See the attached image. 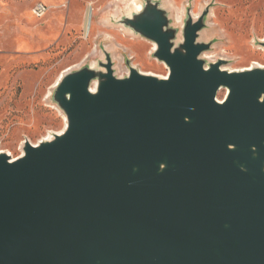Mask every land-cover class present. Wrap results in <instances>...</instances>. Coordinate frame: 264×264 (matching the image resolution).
I'll return each instance as SVG.
<instances>
[{"label": "water", "instance_id": "water-1", "mask_svg": "<svg viewBox=\"0 0 264 264\" xmlns=\"http://www.w3.org/2000/svg\"><path fill=\"white\" fill-rule=\"evenodd\" d=\"M140 2L117 23L168 76L118 78L104 51L59 79L63 132L0 153V264H264V68L202 59L209 6L177 42Z\"/></svg>", "mask_w": 264, "mask_h": 264}, {"label": "rangeland", "instance_id": "rangeland-1", "mask_svg": "<svg viewBox=\"0 0 264 264\" xmlns=\"http://www.w3.org/2000/svg\"><path fill=\"white\" fill-rule=\"evenodd\" d=\"M141 0H0V153L19 158L26 142L37 145L63 132L64 113L52 100L55 84L66 72L96 66L109 52L118 78L129 65L142 74L168 76L167 67L153 57L154 44L117 22L138 11ZM161 0L171 26L181 30L187 10L196 16L210 7L199 41L211 44L202 55L206 63L224 60L227 71L264 68V0ZM47 7L42 17L33 9ZM91 25L86 31V19ZM106 27V28H105ZM110 38V40L107 39ZM221 89L217 100L222 101Z\"/></svg>", "mask_w": 264, "mask_h": 264}, {"label": "bare ground", "instance_id": "bare-ground-1", "mask_svg": "<svg viewBox=\"0 0 264 264\" xmlns=\"http://www.w3.org/2000/svg\"><path fill=\"white\" fill-rule=\"evenodd\" d=\"M171 2H172V4H173V6L176 8V6H175L176 4L174 5V3H173L172 0H171ZM140 9H141V6L139 5L138 8H137V10H140ZM177 11L179 12V10L176 8V12H177ZM91 13H92V12L88 13V16H87V19H86V31H87V32H88V30H89V28H90V25H91ZM192 17L195 18L196 16L192 13ZM105 28H106V27H105ZM107 39L110 40V38H108V37H107ZM154 47H155V45H154ZM106 49H107V51H114V52H116V50H117V49H115V47H114V45H113L112 42H110V46H109L108 48H106ZM112 61H113V62H115V61L117 62V58H116V56H113V57H112ZM93 65H94V64H93ZM93 65H91V67H93ZM58 81H59V79H58ZM58 81L56 82V84L58 83ZM56 84H55V85H56ZM48 140H49V139H45L44 141H48Z\"/></svg>", "mask_w": 264, "mask_h": 264}, {"label": "built area", "instance_id": "built-area-1", "mask_svg": "<svg viewBox=\"0 0 264 264\" xmlns=\"http://www.w3.org/2000/svg\"><path fill=\"white\" fill-rule=\"evenodd\" d=\"M47 10L48 9H47L46 6H44L43 4L39 3V4L35 5V7L33 9V13L37 17H42L43 15H45Z\"/></svg>", "mask_w": 264, "mask_h": 264}]
</instances>
